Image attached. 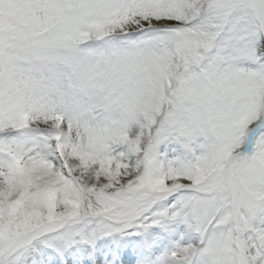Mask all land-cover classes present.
Listing matches in <instances>:
<instances>
[{"label": "snow or ice", "instance_id": "1", "mask_svg": "<svg viewBox=\"0 0 264 264\" xmlns=\"http://www.w3.org/2000/svg\"><path fill=\"white\" fill-rule=\"evenodd\" d=\"M0 264H264V0H0Z\"/></svg>", "mask_w": 264, "mask_h": 264}, {"label": "clouds", "instance_id": "2", "mask_svg": "<svg viewBox=\"0 0 264 264\" xmlns=\"http://www.w3.org/2000/svg\"><path fill=\"white\" fill-rule=\"evenodd\" d=\"M5 21L8 19L7 13L5 12L4 16L2 17Z\"/></svg>", "mask_w": 264, "mask_h": 264}]
</instances>
